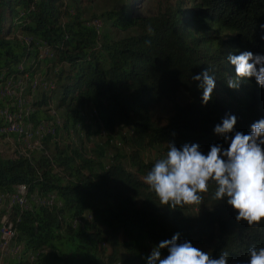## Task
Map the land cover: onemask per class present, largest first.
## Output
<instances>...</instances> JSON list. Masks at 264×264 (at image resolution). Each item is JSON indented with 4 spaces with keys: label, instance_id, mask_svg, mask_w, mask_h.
<instances>
[{
    "label": "trees",
    "instance_id": "obj_1",
    "mask_svg": "<svg viewBox=\"0 0 264 264\" xmlns=\"http://www.w3.org/2000/svg\"><path fill=\"white\" fill-rule=\"evenodd\" d=\"M94 1L0 0V88L9 78L40 79L43 68L47 76L56 72L55 88L39 94L33 114L0 100V130L8 125L3 112L39 127L62 111L63 130L80 126L103 138L88 154L82 143L58 134L46 135L34 149L0 134V140L15 139L20 146L18 156L0 152V190L15 194L16 188L27 202L51 193L56 203L14 206L9 214L0 208V242L1 221L13 219L17 230L6 232L4 240L24 253L8 264H148L153 248L177 233L180 242L213 258L225 250L229 264H248L249 249L264 247V222H237L226 200L214 198V184L204 194L208 210L200 214L188 206H162L143 177L155 162L145 154L156 147L164 155L168 143L198 144L207 155L214 144L228 147L214 131L226 116H236L234 131L245 134L264 119V88L255 77L241 80L237 89L227 85L236 77L231 55L264 56V0H171L152 16L137 15L127 0L87 18L84 6ZM94 21L135 33L113 39ZM205 69L216 83L207 105L192 80ZM163 103L170 104L171 115L156 116ZM90 108L97 110L105 136L100 126L89 133L84 125L81 111ZM42 249L47 252L37 259L25 258Z\"/></svg>",
    "mask_w": 264,
    "mask_h": 264
},
{
    "label": "clouds",
    "instance_id": "obj_2",
    "mask_svg": "<svg viewBox=\"0 0 264 264\" xmlns=\"http://www.w3.org/2000/svg\"><path fill=\"white\" fill-rule=\"evenodd\" d=\"M229 61L236 72L234 79L227 80L229 88L237 89L241 80L253 77L264 88V56L244 51L231 55ZM192 80L198 83L202 101L207 105L216 88L214 76L205 69L193 75ZM236 125L237 117L228 115L215 126V133L223 137L228 147L214 144L207 155L198 144L178 148L168 143L166 153L143 177L160 205L173 209L201 205L204 194L214 184V198L226 200L238 213L237 222H246L249 227L264 222V119L253 123L248 134L234 131ZM164 249L167 256H162ZM248 256V264H264V247L252 246ZM148 264H229V254L223 250L219 258H213L211 252L202 251L189 241L180 242L177 233L153 248Z\"/></svg>",
    "mask_w": 264,
    "mask_h": 264
},
{
    "label": "bare ground",
    "instance_id": "obj_3",
    "mask_svg": "<svg viewBox=\"0 0 264 264\" xmlns=\"http://www.w3.org/2000/svg\"><path fill=\"white\" fill-rule=\"evenodd\" d=\"M41 52L43 53L45 58H48V59L53 58V53L47 47H42ZM30 64L31 65L34 64V60H32ZM19 69L23 70L24 67L21 66ZM11 81H17L16 87L11 85ZM51 83L52 82H51V76H50V84ZM48 86H49L48 90L55 88V86L52 84ZM41 88H42V85L40 83V79H37V78H34V79L30 77L9 78L6 85L0 88V100H7V96H1L2 90H4L10 96V100L14 101L13 106H18V107H14L17 109V111L21 110V111H24L25 113L33 114L34 110L32 109L31 105L35 100H37V97H39V94H41L40 93ZM16 89L19 90V94H16ZM85 113H88L90 117H95V119L96 118L99 119V115L96 113L95 108H90L87 112L81 111L82 117ZM1 115L3 118L7 120L8 125L7 127H2V129L0 130V134H11L14 137H18L22 141V144L27 149L38 148L41 145L46 135H49V134L57 135V131L55 130V128L57 127V124L55 123L54 120L52 122H47L39 127H36L30 123L19 122L17 120L16 115L9 114L7 112H3L1 113ZM76 128L77 129H75V127H71L70 129L65 130L64 133L66 135L64 136L62 135L61 139L68 137V139L74 145L76 141L78 140L79 135L85 136V134L81 131L80 126H77ZM103 132H104V129H103ZM14 195L15 194L2 193L3 203L0 208L3 207L6 210L7 214L10 213V211L12 210V207L14 206H18V207L28 210L29 207H25V202L27 201L21 199L19 196H14ZM34 199H35V204L39 206L41 205H48L51 207L56 206L55 200H50V196L47 198L41 199L35 194V195H32L31 200L33 201ZM58 206L61 207V204H58ZM6 220L7 219H5V221ZM79 223H81V221L76 222V224H79ZM4 253H5V243L0 242V257L4 256ZM23 256H24V253H23L22 247L11 245V251L9 253V258H4V259H7V261L11 259L15 261V260L21 259ZM0 264H3V263L0 262Z\"/></svg>",
    "mask_w": 264,
    "mask_h": 264
},
{
    "label": "rangeland",
    "instance_id": "obj_4",
    "mask_svg": "<svg viewBox=\"0 0 264 264\" xmlns=\"http://www.w3.org/2000/svg\"><path fill=\"white\" fill-rule=\"evenodd\" d=\"M127 0H95L92 4H88L86 6H84V10H85V14L87 18H91V16L93 14H100L106 10L112 9L116 6H121L123 5ZM171 2V0H132V4L133 7H135V9L137 10V15L140 16H152V15H156L157 12L159 11L160 8H162L163 5H165L167 2ZM93 25L98 27V28H102L104 33H108L110 34V36L113 39H118V38H122L130 33H135V30H130L128 32H121L118 30H114L110 23L106 22V21H94ZM48 71V69L43 68V72L41 73L42 78H40V83L42 85L41 91L40 93H44L46 91H48V85L50 84V76H47L45 73ZM54 71H51L50 74H52ZM49 74V75H50ZM45 79V80H44ZM51 84L55 86V82L53 81V78L51 77ZM44 84V85H43ZM45 87V88H44ZM47 88V89H46ZM181 102H185V98L181 99ZM58 103V97L56 96L54 98V105L57 106ZM62 111H55L52 112V115L54 116V121L57 124V127L62 129L63 127V118H62ZM156 116H167V115H171V108H170V104L167 103H163L161 104L155 111ZM83 119V123L85 124V126L87 127L89 133H93L94 130L96 129V127L100 126L102 128V136H105L107 133L103 132V127L101 125L98 124L99 119H95V117H90V115L88 113H85L82 117ZM75 129H77L75 127ZM65 130L62 129V131L60 130L59 136L62 137V135H66ZM64 133V134H63ZM67 133V132H66ZM85 134V137L80 138L76 144V146H80V144H83V147L85 149V151L90 154L91 151L95 148V146L103 141V138H101L100 136H93V135H88L87 133L83 132ZM58 134V133H57ZM81 135H79L80 137ZM18 138V137H15ZM106 139V137H105ZM83 141V142H82ZM115 143V142H114ZM24 146V145H23ZM25 147V146H24ZM19 144L15 139H5L4 140H0V152L3 153L4 155H6L7 157L10 156H18L19 154ZM161 149L157 148L152 152V153H146L145 154V158L147 160H154L156 161L157 159H159L163 154L161 152H159ZM189 210L192 213H202L206 210H208V208L204 207L202 204L201 205H193V206H188ZM5 244H11L14 245V242H12V240L9 239H5L4 240ZM166 255L162 254L163 256H167L168 255V251L167 249L162 250ZM3 256L0 257V262L4 263V264H8L7 259H2Z\"/></svg>",
    "mask_w": 264,
    "mask_h": 264
},
{
    "label": "built area",
    "instance_id": "obj_5",
    "mask_svg": "<svg viewBox=\"0 0 264 264\" xmlns=\"http://www.w3.org/2000/svg\"><path fill=\"white\" fill-rule=\"evenodd\" d=\"M55 73L56 72H53L50 76L52 77ZM16 82L17 81H11V85L16 87ZM47 85H51V84H47ZM16 94H19V90L18 89H16ZM1 96H7V100L10 101V96L8 95V93H6V91L2 90V95ZM14 107H18V106H12V108H14ZM96 113L98 114L97 110H96ZM22 117H24V112L22 114ZM98 124L103 127L104 134H105L106 130L104 128V125H103L102 121L100 120V117H99ZM2 193H3V191L0 190V207H1L2 203H3V201H2ZM49 194H50V200H54V194H51V193H49ZM14 196H22V194L17 193V189L15 188V195ZM22 198L24 199L23 196H22ZM33 205H35V199L32 202H25V207H32L33 208ZM79 224H77V226ZM10 230H17L16 226H15V221L13 219H7L6 221H1V234L3 235V242H4V234L6 232L10 231ZM10 251H11V244H5V253H4V256L2 257V259L9 258ZM45 252H47V250L46 249H42V250L39 251V253L37 255H35L33 257H27V258H29L30 260L33 261V260L37 259V257L40 254L45 253Z\"/></svg>",
    "mask_w": 264,
    "mask_h": 264
},
{
    "label": "crops",
    "instance_id": "obj_6",
    "mask_svg": "<svg viewBox=\"0 0 264 264\" xmlns=\"http://www.w3.org/2000/svg\"><path fill=\"white\" fill-rule=\"evenodd\" d=\"M84 125H85V124H84ZM58 135H59V133H58ZM59 137H60V136H59ZM83 137H85V136H84V135L80 136V137L78 138V140H79L80 138H83ZM78 140H77V141H78ZM77 141H76V142H77ZM75 144H76V143H75ZM10 261H13V260H12V259L9 260L8 263H9ZM3 264H4V263H3Z\"/></svg>",
    "mask_w": 264,
    "mask_h": 264
}]
</instances>
